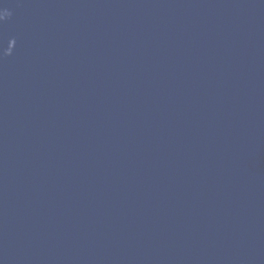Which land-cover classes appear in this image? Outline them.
Masks as SVG:
<instances>
[{"label": "water", "instance_id": "water-1", "mask_svg": "<svg viewBox=\"0 0 264 264\" xmlns=\"http://www.w3.org/2000/svg\"><path fill=\"white\" fill-rule=\"evenodd\" d=\"M0 264H264V0H0Z\"/></svg>", "mask_w": 264, "mask_h": 264}]
</instances>
